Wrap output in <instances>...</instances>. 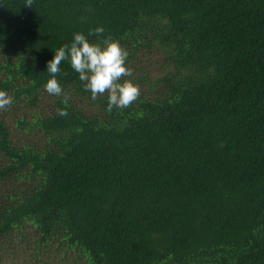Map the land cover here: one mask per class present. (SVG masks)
I'll return each mask as SVG.
<instances>
[{
	"label": "trees",
	"instance_id": "obj_1",
	"mask_svg": "<svg viewBox=\"0 0 264 264\" xmlns=\"http://www.w3.org/2000/svg\"><path fill=\"white\" fill-rule=\"evenodd\" d=\"M24 3L0 0L13 99L0 111V264L20 254L25 220L74 262L264 264V0ZM97 26L90 41L128 52L140 96L126 109L91 99L68 61L67 106L45 90L55 49ZM45 93L50 112L14 116Z\"/></svg>",
	"mask_w": 264,
	"mask_h": 264
},
{
	"label": "clouds",
	"instance_id": "obj_2",
	"mask_svg": "<svg viewBox=\"0 0 264 264\" xmlns=\"http://www.w3.org/2000/svg\"><path fill=\"white\" fill-rule=\"evenodd\" d=\"M32 2L33 0H25L24 4L32 7ZM103 33L102 26L89 29L87 35L76 32L70 44L66 43L55 49L54 56L47 62V93L63 96L62 102L67 106L68 96L56 77L61 72L62 62L68 61L83 82L84 90L90 92L91 99L95 100L107 93V112H111L113 108L126 109L139 98V86L131 79H125L132 75L131 69L126 66L127 50L111 36L99 39L98 42L90 41L89 37H101ZM12 103V97L5 90H0V111L7 110ZM58 114L66 117V107L59 109Z\"/></svg>",
	"mask_w": 264,
	"mask_h": 264
},
{
	"label": "rangeland",
	"instance_id": "obj_3",
	"mask_svg": "<svg viewBox=\"0 0 264 264\" xmlns=\"http://www.w3.org/2000/svg\"><path fill=\"white\" fill-rule=\"evenodd\" d=\"M151 70H155V66H151ZM51 99L52 97L49 94L45 93L41 96L40 100L35 106H29L25 104L22 105L21 103H16L14 106L16 110L18 109V111H14L15 112L14 116L15 117L20 116L21 109L24 110L25 112L24 111L23 112L27 113V115H30L33 112V110L37 111V113L39 114L44 115L50 112L52 108ZM86 102L87 100L78 101L80 105L87 108L88 105L86 104ZM89 107L90 109H92L94 106H89ZM22 224L25 235H23V239L19 242L18 251L20 252V254L14 259H10L11 256L8 255L4 259L3 264H35L34 262H36V260L34 259L31 260L28 257L29 254H35V253L36 254L33 256H39V259H41V261L36 264H87L85 257L80 260H76V262H74V260H72L73 256L71 255L70 252H67L68 254H64L55 247L57 246L58 242H53L49 245L44 244L43 241L41 242V239L38 236L39 232L36 229L34 223L31 222L30 220H25L23 221ZM16 233H14L15 237L18 236L16 235ZM36 243L38 244V249L35 246ZM38 251L41 252L37 253ZM201 260H202V254H196V256L185 258L180 262L173 261L170 258H164L156 264H203Z\"/></svg>",
	"mask_w": 264,
	"mask_h": 264
}]
</instances>
